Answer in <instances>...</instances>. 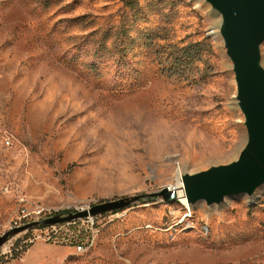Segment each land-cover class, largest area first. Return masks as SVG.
Wrapping results in <instances>:
<instances>
[{"label":"rangeland","instance_id":"rangeland-1","mask_svg":"<svg viewBox=\"0 0 264 264\" xmlns=\"http://www.w3.org/2000/svg\"><path fill=\"white\" fill-rule=\"evenodd\" d=\"M122 16L135 87L118 92L108 90L112 61L91 55ZM218 24L200 0H137L133 10L125 0H0V236L21 215L19 197L41 219L142 196L98 220L86 253L27 244L23 232L0 248V264H264V188L210 208L161 196L245 143ZM204 37L216 57L189 65L188 81L161 75L159 47L163 56Z\"/></svg>","mask_w":264,"mask_h":264},{"label":"water","instance_id":"water-1","mask_svg":"<svg viewBox=\"0 0 264 264\" xmlns=\"http://www.w3.org/2000/svg\"><path fill=\"white\" fill-rule=\"evenodd\" d=\"M219 19L215 36L230 65L234 100L242 118L245 143L237 158L227 164L210 165L196 173H181L185 203L194 207L222 205L225 200L252 199L264 188V0H200ZM163 200L176 198L163 190ZM142 196L93 205L88 210L51 215L11 228L0 236V248L12 237L39 226L56 225L86 216H99L129 207Z\"/></svg>","mask_w":264,"mask_h":264},{"label":"trees","instance_id":"trees-1","mask_svg":"<svg viewBox=\"0 0 264 264\" xmlns=\"http://www.w3.org/2000/svg\"><path fill=\"white\" fill-rule=\"evenodd\" d=\"M125 6L133 10L137 6V0H125ZM125 20V16H122L117 27H108L102 31L97 39V42H95L99 52L95 51V53L91 55L94 59L96 58V55H98L97 53L101 52L102 54L98 56V59L102 58L103 60L109 59V61H112L110 65V71H112L110 74L112 82L111 86L108 87V90L110 91H130L135 87V85L129 81L133 78H131L129 65L126 62L129 47L133 44V42H131L129 46L126 45L129 29L124 24ZM134 22H136V20ZM137 39L145 40L143 46L146 49H150L153 46L152 37L148 35V33H141ZM109 41H111V48L107 47ZM148 43L150 45H148ZM164 48L166 51L163 56H161V47L155 51L153 61L157 62L159 70L162 73L161 75H165L168 78L175 76L180 81L189 80L185 74L189 65L201 62L202 59L207 56L216 57L213 47L207 37L193 43L185 45L180 44V46L177 44H167ZM106 56H108V58H106ZM162 64L163 66H161ZM90 65V68L94 69L97 74L96 78H100L99 75L101 72H97L95 62H91ZM25 248H28V246H25ZM24 252L25 250L22 251V253ZM17 257L18 254L13 253L11 259H15Z\"/></svg>","mask_w":264,"mask_h":264},{"label":"built area","instance_id":"built-area-1","mask_svg":"<svg viewBox=\"0 0 264 264\" xmlns=\"http://www.w3.org/2000/svg\"><path fill=\"white\" fill-rule=\"evenodd\" d=\"M6 144L8 145L9 143L7 142ZM17 204L19 206L21 215L19 216V218H17L16 222L13 223L12 228L40 220L38 215H40L41 212L33 210L29 211L27 202L24 198L19 197L17 199ZM91 207L92 206H85L84 208L82 207L80 209L65 211L61 213H75L82 209L88 210ZM31 215L35 216L32 217ZM101 218H104V216L99 215L92 217L88 215L84 218L75 219L56 225L35 227L24 232L32 233L30 237L25 240V243L32 244L35 241H44L54 244L71 245L74 246L75 252L77 254H83L90 251L94 247L100 233V224L98 223V220Z\"/></svg>","mask_w":264,"mask_h":264},{"label":"bare ground","instance_id":"bare-ground-1","mask_svg":"<svg viewBox=\"0 0 264 264\" xmlns=\"http://www.w3.org/2000/svg\"><path fill=\"white\" fill-rule=\"evenodd\" d=\"M210 165H218V163L212 162V163H210ZM166 190H168L170 192H174L175 196L177 198H180L181 200L185 201L184 193H183V184L180 180V174H179V178H178L177 183H176V187L175 188L171 187L170 190L169 189H166Z\"/></svg>","mask_w":264,"mask_h":264},{"label":"crops","instance_id":"crops-1","mask_svg":"<svg viewBox=\"0 0 264 264\" xmlns=\"http://www.w3.org/2000/svg\"><path fill=\"white\" fill-rule=\"evenodd\" d=\"M25 253H26V252H25ZM25 253H24V254H25Z\"/></svg>","mask_w":264,"mask_h":264}]
</instances>
